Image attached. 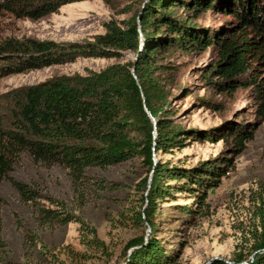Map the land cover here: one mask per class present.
Masks as SVG:
<instances>
[{"label":"trees","instance_id":"obj_1","mask_svg":"<svg viewBox=\"0 0 264 264\" xmlns=\"http://www.w3.org/2000/svg\"><path fill=\"white\" fill-rule=\"evenodd\" d=\"M83 1L93 0H2L0 12L38 20L64 5ZM177 8L188 11L194 20L216 8L223 16H230L232 22L221 33L211 36L191 26H182L183 21L172 13ZM139 19V24L134 19L126 27L110 21L103 35L83 44L59 45L27 39L24 43L10 41L0 45V78L78 58H118L122 52L136 55L134 60L110 65L97 73L53 77L22 87L11 95L16 105L11 122L7 124L0 119V184L10 180L21 201L32 208L39 227L54 229L79 223L81 231L88 230L65 203L44 196L34 184L9 179L8 174L21 152H27L35 162L48 167L60 165L66 169L75 195H82L90 185L97 192L116 189L105 180H91L86 175L88 169H106L143 158L152 171V180L149 183L144 178L136 188L147 207L133 211L130 220L137 226L146 224L154 233L157 203L169 200L176 193H189L195 199L194 208H183L186 214L207 215L208 192L220 185L233 159L245 150L256 128L264 122V0H147ZM151 28L153 33L148 32ZM161 29L172 36L160 41L152 39ZM173 47L201 52L215 48L219 59L210 73L219 80L220 89L230 94L239 88L253 92L256 122L246 127L230 124L214 133L216 141L231 142L228 160L202 162L192 167L154 160L159 152L183 148L187 139L183 137L184 130L167 118V84L154 71L153 57ZM4 205L0 197V264L8 256L7 243L2 238ZM262 234L255 235L247 252H235L231 264H264V226ZM24 238L29 250L39 245L47 260L52 256L36 233L26 231ZM87 243L95 244L96 248L103 246L96 239ZM131 247L136 249L127 264H174L154 237L147 243L142 238L134 241Z\"/></svg>","mask_w":264,"mask_h":264},{"label":"rangeland","instance_id":"obj_2","mask_svg":"<svg viewBox=\"0 0 264 264\" xmlns=\"http://www.w3.org/2000/svg\"><path fill=\"white\" fill-rule=\"evenodd\" d=\"M146 2H77L64 5L38 20L3 11L0 12V45L10 41L24 43L27 39L59 45L93 42L105 33V25L110 21L120 27H126L134 19L139 24V15ZM172 13L174 18L185 22H181L182 26H191L211 36L221 33L228 22H232L230 16H223L216 8L196 20L182 8ZM161 30L151 38L160 41L171 35ZM148 32L153 33V28ZM135 58L132 52H122L118 58H78L0 78V119L7 124L11 122L16 105L10 97L22 87L53 77L87 76ZM218 59L213 47L204 52L173 47L153 57L156 75L167 84V118L182 128L183 137L187 138L183 148L170 153L159 152L155 161L192 167L202 162L228 160L231 142L216 141L214 133L230 124L246 127L256 122L251 89L239 88L232 94L222 91L219 80L210 73ZM227 171L220 185L208 192L205 203L209 209L205 217L186 214L183 208H194L195 199L189 193H176L169 200L157 203L155 232L152 233L146 224L137 226L130 220L133 211L147 207L136 188L142 179L148 178L149 183L152 180V171L143 158L106 169H88L86 175L91 180H105L108 186L114 185L116 189L97 192L90 185L82 195H75L66 169L60 165L48 167L35 162L27 152H21L8 174L9 179L34 184L44 196L65 203L84 221V228L88 230L81 231L79 223L54 229L39 227L32 208L21 201L10 180H4L0 184V197L5 201L2 238L7 243L8 256L3 264H127L136 249L131 243L141 238L147 243L151 237L162 244L174 264H212L215 261L231 264L234 253L247 252L255 235L263 232L264 122L256 128L253 140L233 159ZM26 231L36 233L48 247L52 254L48 260L40 253L39 245L30 250L26 247ZM92 239L101 241L103 246L96 248L95 244L87 243Z\"/></svg>","mask_w":264,"mask_h":264},{"label":"water","instance_id":"obj_3","mask_svg":"<svg viewBox=\"0 0 264 264\" xmlns=\"http://www.w3.org/2000/svg\"><path fill=\"white\" fill-rule=\"evenodd\" d=\"M153 120V119H152ZM154 124H155V121L153 120Z\"/></svg>","mask_w":264,"mask_h":264}]
</instances>
